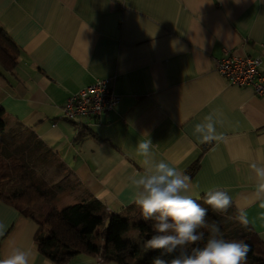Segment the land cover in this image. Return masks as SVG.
<instances>
[{"label":"crops","instance_id":"crops-1","mask_svg":"<svg viewBox=\"0 0 264 264\" xmlns=\"http://www.w3.org/2000/svg\"><path fill=\"white\" fill-rule=\"evenodd\" d=\"M0 29L19 51L14 70L0 65L6 132L24 130L68 173L51 208L96 199L108 214L134 213L146 159L138 145L151 141L148 159L185 174L198 163L193 197L227 191L264 245V193L252 168L264 166V94L215 69L230 51L261 57L264 72V0H0ZM105 79L119 105L88 127L67 121L68 97ZM209 115L218 139L204 142L196 127ZM38 231L0 202V258L20 248L31 264H54L37 250ZM68 264L103 263L81 254Z\"/></svg>","mask_w":264,"mask_h":264},{"label":"clouds","instance_id":"clouds-1","mask_svg":"<svg viewBox=\"0 0 264 264\" xmlns=\"http://www.w3.org/2000/svg\"><path fill=\"white\" fill-rule=\"evenodd\" d=\"M177 43L173 41V45ZM211 121L209 115L196 127L204 142L218 139ZM150 146L151 141L138 145V154L146 158L145 174L133 183L137 188V207L145 221H153V234L143 244L145 249L160 253L151 264H245L250 245L243 240L226 239L219 222L207 221L209 209L217 214L227 212L233 202L229 193L209 190L203 196V205L207 207L202 206L192 195L198 185L178 167L164 160L148 159ZM252 168L259 192L264 193V166L253 164ZM260 207L264 208V200ZM228 219L243 226L248 224L247 214L242 209H237L236 215ZM0 264H31V253L12 248L0 258Z\"/></svg>","mask_w":264,"mask_h":264},{"label":"trees","instance_id":"trees-1","mask_svg":"<svg viewBox=\"0 0 264 264\" xmlns=\"http://www.w3.org/2000/svg\"><path fill=\"white\" fill-rule=\"evenodd\" d=\"M18 57V49L0 29V65L4 70L12 71L17 66ZM6 129L7 123L0 110V202L14 205L25 216L37 221L39 231L35 243L39 253L54 264H68L81 254L96 257L103 264H137L141 248L123 238L130 229L129 218L123 216L128 213L108 214L98 200L90 199L63 209L52 207L42 221L37 219L36 211L45 195L32 182L26 162L20 161L19 156H14L6 148ZM206 149L204 147V151ZM198 167L196 163L186 175L193 177ZM197 201L203 205V198ZM234 212L231 205L223 214L232 215ZM218 219L209 209L207 221L218 222ZM152 223L145 220L140 223V231L146 240L153 234ZM236 237L234 240H243L250 245L249 264H264V245L249 225L239 227ZM158 255L159 252L151 251L142 264H151Z\"/></svg>","mask_w":264,"mask_h":264},{"label":"rangeland","instance_id":"rangeland-1","mask_svg":"<svg viewBox=\"0 0 264 264\" xmlns=\"http://www.w3.org/2000/svg\"><path fill=\"white\" fill-rule=\"evenodd\" d=\"M22 131V132H21ZM26 132L15 127L5 134V146L10 153L14 156H19L20 161H25L26 166L29 168L32 182L36 185L41 192L45 195V200H42L39 204V209L36 211V217L40 221L43 220L44 216L50 211L53 204V196L57 194L58 188L66 187L64 182L65 177L67 178V171L59 166L56 160H54L47 152L32 148L29 144V138H26ZM7 190V189H6ZM205 206L206 205H202ZM35 210V208H34ZM237 212L232 215L217 214L219 217V225L224 237L228 240L236 239V230L243 225L234 220L228 219L233 217ZM128 215V216H127ZM123 215L129 218L130 229L124 234V240L131 242L135 246L141 248V252L136 261L137 264H142L149 256L151 251L143 247L146 236L140 231V223L144 220L140 209H136L134 213ZM207 232V230H205ZM245 264H249L246 259Z\"/></svg>","mask_w":264,"mask_h":264},{"label":"built area","instance_id":"built-area-1","mask_svg":"<svg viewBox=\"0 0 264 264\" xmlns=\"http://www.w3.org/2000/svg\"><path fill=\"white\" fill-rule=\"evenodd\" d=\"M215 69L230 85L239 88H253L257 95L264 94L261 57H239L230 51H225L223 56L216 61ZM113 83L114 79L98 80L70 95L63 108L64 118L88 127L112 112L121 100V97L114 91Z\"/></svg>","mask_w":264,"mask_h":264}]
</instances>
